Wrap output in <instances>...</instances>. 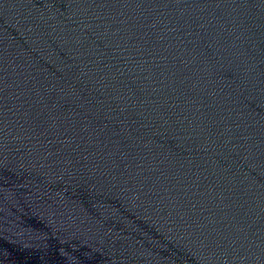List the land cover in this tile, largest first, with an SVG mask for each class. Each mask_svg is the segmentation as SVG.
<instances>
[{
	"label": "water",
	"instance_id": "obj_1",
	"mask_svg": "<svg viewBox=\"0 0 264 264\" xmlns=\"http://www.w3.org/2000/svg\"><path fill=\"white\" fill-rule=\"evenodd\" d=\"M0 264H264V0H0Z\"/></svg>",
	"mask_w": 264,
	"mask_h": 264
}]
</instances>
